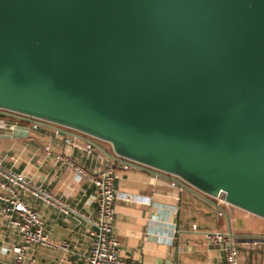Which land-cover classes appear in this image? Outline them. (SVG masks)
Here are the masks:
<instances>
[{
    "label": "water",
    "instance_id": "95a60500",
    "mask_svg": "<svg viewBox=\"0 0 264 264\" xmlns=\"http://www.w3.org/2000/svg\"><path fill=\"white\" fill-rule=\"evenodd\" d=\"M0 108L264 217V0H0Z\"/></svg>",
    "mask_w": 264,
    "mask_h": 264
},
{
    "label": "crops",
    "instance_id": "0c3cea01",
    "mask_svg": "<svg viewBox=\"0 0 264 264\" xmlns=\"http://www.w3.org/2000/svg\"><path fill=\"white\" fill-rule=\"evenodd\" d=\"M1 118L15 126H0V160L82 213H96V203L87 202L93 186L59 156L92 173L108 165L115 168L116 190L133 198H120L115 203L113 233L123 259L137 264H221V250L204 236V232L218 230L231 234L240 264H264V217L219 203L184 175L143 164H129L123 169L124 159L107 140L47 121L31 128L29 118L4 110H0ZM25 200L39 211L50 238L69 240L73 250L33 245L30 253L35 264H84L82 256L90 248L86 221L74 213L63 214L38 198L26 196ZM171 234L173 242L169 240ZM19 242L17 232L0 218L1 264L11 263V248ZM4 248L10 250L3 252Z\"/></svg>",
    "mask_w": 264,
    "mask_h": 264
},
{
    "label": "built area",
    "instance_id": "2783aa9c",
    "mask_svg": "<svg viewBox=\"0 0 264 264\" xmlns=\"http://www.w3.org/2000/svg\"><path fill=\"white\" fill-rule=\"evenodd\" d=\"M0 110L15 114L19 118H29L32 121L31 128H36L38 124L45 121L41 118L19 112L2 108ZM0 126L14 127L15 124L1 118ZM85 148L89 151V144ZM122 158L124 159L123 169H126L129 164L142 165V163L133 159ZM59 159L73 166L76 174L81 178H86L93 186V194L88 198L87 202L96 203V213L95 215L82 213L75 206L51 194L40 184H37L23 173L6 166L0 160V218L7 227L16 231L20 238V242L11 248L13 259L10 264H35L36 259L30 253L33 245L49 250L73 252L69 240L65 238L53 240L50 238L45 231L42 216L39 211L26 202V196L38 198L45 203L56 206L63 214L74 213L86 221L90 248L82 256L84 264H137L127 261L120 256V243L113 233L115 203L117 199L122 198L126 201L133 199L130 195L120 194L116 190L118 174L115 168L108 165L99 172L92 173L79 165L73 164L63 156H59ZM214 198L219 203L229 204L220 196H215ZM196 228V225L193 224L192 229L195 230ZM204 236L212 245L217 246L221 250L223 255V262L221 264H240L238 252L230 233L218 230L207 231L204 232ZM169 240L173 242L174 234L170 235ZM9 250L8 248L2 249L3 252Z\"/></svg>",
    "mask_w": 264,
    "mask_h": 264
},
{
    "label": "rangeland",
    "instance_id": "374dc122",
    "mask_svg": "<svg viewBox=\"0 0 264 264\" xmlns=\"http://www.w3.org/2000/svg\"><path fill=\"white\" fill-rule=\"evenodd\" d=\"M193 178V177H192ZM194 180L198 181L197 179L193 178Z\"/></svg>",
    "mask_w": 264,
    "mask_h": 264
}]
</instances>
